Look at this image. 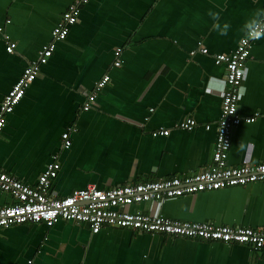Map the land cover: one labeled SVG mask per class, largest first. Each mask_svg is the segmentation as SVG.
I'll use <instances>...</instances> for the list:
<instances>
[{
  "label": "crops",
  "instance_id": "crops-1",
  "mask_svg": "<svg viewBox=\"0 0 264 264\" xmlns=\"http://www.w3.org/2000/svg\"><path fill=\"white\" fill-rule=\"evenodd\" d=\"M71 2L0 0V27L16 42L9 53L0 36V104L52 39ZM263 10L264 0H90L6 115L0 164L35 185L56 156L61 166L50 188L55 197L89 185L107 188L210 167L226 91V67L216 64L213 54L232 52L245 35L246 21ZM210 12L218 13L217 19ZM224 23L227 34L220 35L213 25ZM202 46L208 54L199 51ZM118 47L120 66L115 65ZM105 75L109 82L83 110ZM243 87L239 113L260 115L234 127L230 166L264 161V37L252 45ZM190 117L195 127H177ZM160 128L171 132L154 136ZM66 130L70 148L63 147ZM14 201L0 190V206ZM131 209L261 229L264 181ZM0 264H264V248L111 226L93 233L88 224L61 219L52 227L42 222L0 227Z\"/></svg>",
  "mask_w": 264,
  "mask_h": 264
},
{
  "label": "built area",
  "instance_id": "built-area-1",
  "mask_svg": "<svg viewBox=\"0 0 264 264\" xmlns=\"http://www.w3.org/2000/svg\"><path fill=\"white\" fill-rule=\"evenodd\" d=\"M90 0H72L59 22L52 30V39L39 51L37 58L31 60L24 68L21 77L6 94L0 104V132L6 125V115L11 113L26 93L27 88L35 81L41 67L52 57L57 41L66 39L70 28L81 13L82 7ZM264 11V10H263ZM264 28V15L257 21ZM0 36L6 40V50L14 52L16 42L11 40L2 27ZM259 40V39H258ZM257 40L241 37L236 48L230 53L213 54L216 64L226 67L225 84L221 116L217 125V142L213 164L199 172L159 178L155 180L124 183L107 188L89 185L76 188L63 197H55L50 188L53 179L58 175L60 162L54 156L35 185H29L8 173L0 164V190L11 194L14 202L0 206V227L26 222L45 223L52 227L59 220H70L88 224L93 233H98L104 226L126 228L138 232L162 233L178 237L201 238L224 243L246 244L254 250L264 248V228L255 229L246 226L217 225L212 222H197L166 217L160 211L132 210V206L143 203L159 207L164 201L196 192L211 191L229 186L247 185L264 181V161L257 164L230 166L228 152L231 147L233 129L241 122H254L260 115L243 117L239 113V104L243 96L240 89L247 73V62L251 56L253 43ZM208 54L206 47L199 49ZM193 50L191 54H195ZM122 48L115 50V65L120 66ZM109 75L98 81L88 101L82 106L89 110L96 101L98 93L107 85ZM244 88V87H243ZM197 125L194 118H186L177 124L181 129L190 130ZM210 128V125L206 126ZM171 130L160 128L154 136H168ZM63 147L70 148V132L63 134Z\"/></svg>",
  "mask_w": 264,
  "mask_h": 264
},
{
  "label": "clouds",
  "instance_id": "clouds-1",
  "mask_svg": "<svg viewBox=\"0 0 264 264\" xmlns=\"http://www.w3.org/2000/svg\"><path fill=\"white\" fill-rule=\"evenodd\" d=\"M209 15L215 20L218 17V13L216 12H210ZM255 15H264V11H260L252 18H250L248 21H246L244 25V31L245 35L248 37V39L252 40H258L264 37V28H261L258 26L257 20L255 19ZM214 28H216L219 31L220 35H226L229 25L227 23H224L222 26L218 24L213 25ZM219 83H223L222 80L218 81ZM241 94L244 92V88L242 87L240 89Z\"/></svg>",
  "mask_w": 264,
  "mask_h": 264
}]
</instances>
